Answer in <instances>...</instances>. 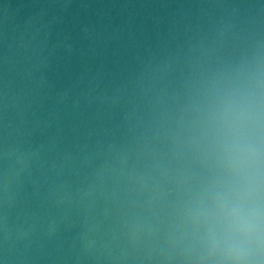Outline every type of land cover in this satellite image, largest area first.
Instances as JSON below:
<instances>
[{
  "label": "water",
  "instance_id": "95a60500",
  "mask_svg": "<svg viewBox=\"0 0 264 264\" xmlns=\"http://www.w3.org/2000/svg\"><path fill=\"white\" fill-rule=\"evenodd\" d=\"M0 264H264V0H0Z\"/></svg>",
  "mask_w": 264,
  "mask_h": 264
}]
</instances>
